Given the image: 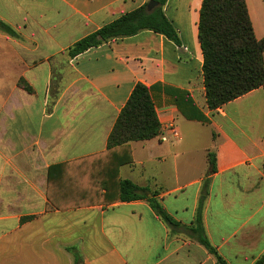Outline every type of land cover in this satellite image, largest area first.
I'll use <instances>...</instances> for the list:
<instances>
[{
    "label": "crops",
    "instance_id": "0c3cea01",
    "mask_svg": "<svg viewBox=\"0 0 264 264\" xmlns=\"http://www.w3.org/2000/svg\"><path fill=\"white\" fill-rule=\"evenodd\" d=\"M149 1L0 0V21L16 34L0 32V264L216 263L146 200L95 192L94 159L106 151L138 83L149 90L161 133L127 145L131 162L118 178L145 189L185 228L208 179L202 223L217 255L226 264L264 257V88L207 108L197 28L202 0L163 6L179 46L142 31L67 55L78 40ZM245 4L261 40L264 0Z\"/></svg>",
    "mask_w": 264,
    "mask_h": 264
},
{
    "label": "trees",
    "instance_id": "16d2710c",
    "mask_svg": "<svg viewBox=\"0 0 264 264\" xmlns=\"http://www.w3.org/2000/svg\"><path fill=\"white\" fill-rule=\"evenodd\" d=\"M157 4L150 12L146 5L128 12L96 32L75 42L68 50L69 58H75L90 49L110 41L134 36L142 31L163 35L178 45L177 34L163 15L167 0H150ZM198 43L202 53V77L207 108L210 111L238 99L249 92L264 88V38L256 40L247 12L245 0H202L198 20ZM0 32L15 37L16 34L0 21ZM18 87L27 93L32 89L23 81ZM161 133L149 90L136 84L109 133L106 151L97 155L98 169L90 176L95 182L96 193L117 191L120 202L146 200L153 213L173 230H186L192 239L216 258L215 264H226L208 242L202 223L203 202L208 194L209 180H205L190 227L176 223L146 190L127 180L118 178V169L131 162L127 145L144 142ZM208 175L215 173V153H208ZM25 218L22 221H27ZM78 263L79 259L75 256ZM264 257L255 264H262Z\"/></svg>",
    "mask_w": 264,
    "mask_h": 264
},
{
    "label": "water",
    "instance_id": "95a60500",
    "mask_svg": "<svg viewBox=\"0 0 264 264\" xmlns=\"http://www.w3.org/2000/svg\"><path fill=\"white\" fill-rule=\"evenodd\" d=\"M157 4L153 1H149L146 5V10L150 12L154 7H156Z\"/></svg>",
    "mask_w": 264,
    "mask_h": 264
},
{
    "label": "built area",
    "instance_id": "2783aa9c",
    "mask_svg": "<svg viewBox=\"0 0 264 264\" xmlns=\"http://www.w3.org/2000/svg\"><path fill=\"white\" fill-rule=\"evenodd\" d=\"M169 130L171 131L172 135H173L175 138H177L178 134H177V132L173 129V126H169ZM163 140H165V139L163 138Z\"/></svg>",
    "mask_w": 264,
    "mask_h": 264
}]
</instances>
